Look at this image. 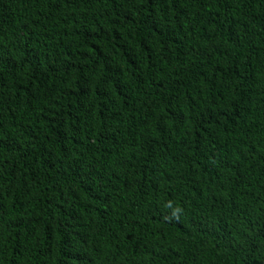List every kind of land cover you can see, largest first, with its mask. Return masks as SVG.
Masks as SVG:
<instances>
[{
    "label": "trees",
    "instance_id": "trees-1",
    "mask_svg": "<svg viewBox=\"0 0 264 264\" xmlns=\"http://www.w3.org/2000/svg\"><path fill=\"white\" fill-rule=\"evenodd\" d=\"M0 264H264V0H0Z\"/></svg>",
    "mask_w": 264,
    "mask_h": 264
}]
</instances>
